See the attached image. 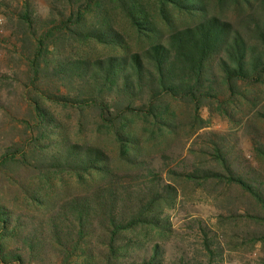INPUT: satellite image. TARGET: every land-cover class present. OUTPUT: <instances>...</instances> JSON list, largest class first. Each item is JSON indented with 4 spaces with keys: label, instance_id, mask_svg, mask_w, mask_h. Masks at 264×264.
Listing matches in <instances>:
<instances>
[{
    "label": "trees",
    "instance_id": "16d2710c",
    "mask_svg": "<svg viewBox=\"0 0 264 264\" xmlns=\"http://www.w3.org/2000/svg\"><path fill=\"white\" fill-rule=\"evenodd\" d=\"M47 6L0 0V264H264V0Z\"/></svg>",
    "mask_w": 264,
    "mask_h": 264
},
{
    "label": "rangeland",
    "instance_id": "374dc122",
    "mask_svg": "<svg viewBox=\"0 0 264 264\" xmlns=\"http://www.w3.org/2000/svg\"><path fill=\"white\" fill-rule=\"evenodd\" d=\"M47 1L48 0H34V3L37 8V12L42 17H46L48 14ZM0 24H2L1 17H0ZM0 97L6 99L5 90H0ZM204 117L208 118L207 112H205ZM4 122L5 119L3 118L2 113H0V132L1 130L8 131V128L5 127V125L3 124ZM210 126L214 131L233 133V134L240 132L238 126L233 125L231 122L220 116L213 117L211 119ZM240 134L241 133L238 134V137L240 136ZM238 148L242 150L243 155L246 159H250V160L252 159V148L247 138L240 137ZM211 195L207 191H197L193 194H190V192H188L183 199L184 202L183 206L178 208L175 212L172 213L171 220L173 226L177 229H181L183 225L189 220V216L199 217L200 219L207 222L209 226H212V224L215 222V216L219 209L217 207L216 202L214 201L213 195L212 196ZM238 250L234 252V254H231L233 255V257H235V259L233 260L232 263L230 262L228 264H243V263L258 264L256 260L259 258L260 251L257 250L253 252H247L248 249L246 250L240 249L239 251ZM174 253H175V249L174 251H172L171 254Z\"/></svg>",
    "mask_w": 264,
    "mask_h": 264
}]
</instances>
